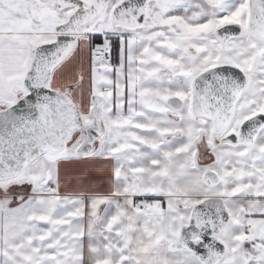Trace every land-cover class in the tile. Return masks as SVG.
<instances>
[{"label": "snow or ice", "instance_id": "snow-or-ice-1", "mask_svg": "<svg viewBox=\"0 0 264 264\" xmlns=\"http://www.w3.org/2000/svg\"><path fill=\"white\" fill-rule=\"evenodd\" d=\"M0 264H264V0H0Z\"/></svg>", "mask_w": 264, "mask_h": 264}]
</instances>
